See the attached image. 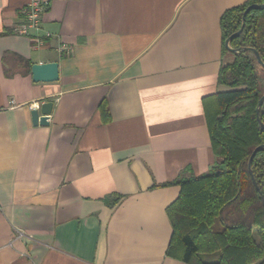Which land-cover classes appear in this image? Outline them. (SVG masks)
Returning a JSON list of instances; mask_svg holds the SVG:
<instances>
[{
  "label": "crops",
  "instance_id": "1",
  "mask_svg": "<svg viewBox=\"0 0 264 264\" xmlns=\"http://www.w3.org/2000/svg\"><path fill=\"white\" fill-rule=\"evenodd\" d=\"M30 1L0 0V264H188L168 208L219 163L221 22L247 0H50L43 47L15 32Z\"/></svg>",
  "mask_w": 264,
  "mask_h": 264
},
{
  "label": "trees",
  "instance_id": "2",
  "mask_svg": "<svg viewBox=\"0 0 264 264\" xmlns=\"http://www.w3.org/2000/svg\"><path fill=\"white\" fill-rule=\"evenodd\" d=\"M252 4L264 0H247L224 14L225 42L240 30L243 13ZM230 45L254 48L264 61V8L247 15L243 32ZM231 54L234 61L223 65L219 75V84L227 90L214 96V108L208 112L219 163L204 175L179 182L181 193L168 208L173 227L169 252L180 248L181 260L188 264H264V204L249 172L254 150L264 145L256 113L264 77L258 75L260 65L253 52ZM260 118L264 123V102ZM252 168L264 195V149L256 154Z\"/></svg>",
  "mask_w": 264,
  "mask_h": 264
},
{
  "label": "water",
  "instance_id": "3",
  "mask_svg": "<svg viewBox=\"0 0 264 264\" xmlns=\"http://www.w3.org/2000/svg\"><path fill=\"white\" fill-rule=\"evenodd\" d=\"M256 8H264V4H252L250 5L245 12L243 13V17H242V25L239 31H237L236 33L232 34L226 41V48L228 49L229 52L234 53V54H240V53H244V52H253L255 54L256 60L258 62V64L262 67H264V61L260 55V53L255 50L254 48L251 47H246V48H238V49H233L230 45V42L236 38L237 36H239L245 26H246V18L247 15ZM32 76H33V81L35 83H39V82H44V83H52V82H56L59 80L60 77V72H59V64L56 62H52V63H43V64H35L32 67ZM264 102V95L261 97V99L259 100V104L256 110L257 113V119L258 122L260 124V126L264 129V123L262 122L261 118H260V109L261 106ZM53 103L52 102H47V103H43L40 107V109H34L32 111V118H33V124L35 126L38 125H43V126H47L48 125V121H49V117L51 116V113L53 111ZM41 114V115H40ZM260 149H264V145H261L259 147H257L250 160H249V172L250 175L252 177L253 183L256 187V189L260 192L261 194V198L263 200V204H264V195L262 194L258 183L255 179L254 173H253V159L255 158L256 154L259 152Z\"/></svg>",
  "mask_w": 264,
  "mask_h": 264
},
{
  "label": "built area",
  "instance_id": "4",
  "mask_svg": "<svg viewBox=\"0 0 264 264\" xmlns=\"http://www.w3.org/2000/svg\"><path fill=\"white\" fill-rule=\"evenodd\" d=\"M50 7V0H31L30 3L22 9L21 13L24 21L15 28V32L22 36H34L37 47L45 46L44 37L51 38L50 33H46L44 37L40 35L43 24V16ZM66 46L61 51L68 52Z\"/></svg>",
  "mask_w": 264,
  "mask_h": 264
},
{
  "label": "rangeland",
  "instance_id": "5",
  "mask_svg": "<svg viewBox=\"0 0 264 264\" xmlns=\"http://www.w3.org/2000/svg\"><path fill=\"white\" fill-rule=\"evenodd\" d=\"M257 72L259 76L264 77V72L260 66H257Z\"/></svg>",
  "mask_w": 264,
  "mask_h": 264
}]
</instances>
